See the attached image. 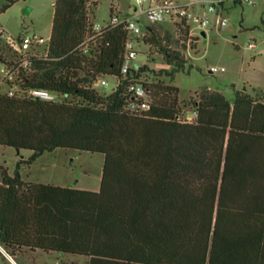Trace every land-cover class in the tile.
<instances>
[{"label": "trees", "instance_id": "1", "mask_svg": "<svg viewBox=\"0 0 264 264\" xmlns=\"http://www.w3.org/2000/svg\"><path fill=\"white\" fill-rule=\"evenodd\" d=\"M90 1L56 0L50 61L30 82L73 104L0 94V146L32 153L18 168L59 148L101 153L100 189L27 182L0 166V245L13 258L39 250L88 264H264V94L237 91L231 104L204 89L196 121H179L184 104L165 78L187 60L169 48L171 35L148 27L143 42L172 69L131 70L153 102L143 115L125 111V85L107 93L91 83L119 75L127 32L107 35L96 61L76 50L97 7ZM175 26L187 40L190 27Z\"/></svg>", "mask_w": 264, "mask_h": 264}, {"label": "rangeland", "instance_id": "2", "mask_svg": "<svg viewBox=\"0 0 264 264\" xmlns=\"http://www.w3.org/2000/svg\"><path fill=\"white\" fill-rule=\"evenodd\" d=\"M177 1L191 5L194 12L202 14L204 7L218 0ZM94 2H97V7L90 8L91 23L105 25L109 22L113 5L122 16L133 17L143 33L148 34V27H152L162 37L166 34L172 36V42L167 43L169 48L181 52L187 63L184 71L165 79L179 89L180 101L184 104L182 116L193 114V103L204 89L221 93L231 104L237 91L250 95L264 94V0H241L240 3L224 0L223 6L209 14L208 28L204 31L194 29L192 34L190 31L187 40L170 18L153 23L140 12V8L136 13L135 0H91L90 4ZM55 3L56 0H0V32H7L14 41L21 34L38 35L45 40L39 50L46 51L51 40ZM27 8L31 11L25 14ZM219 16L228 20L226 26L217 24ZM194 38L197 40L193 41ZM8 43L0 36V56L9 54ZM251 44H255V48H251ZM136 49L139 53L133 62L135 66L147 65L155 72L171 71V66L155 48L140 40ZM212 69L217 71L212 72ZM106 91L109 93L110 89ZM31 155L30 151L18 152L14 148L0 146V166H4L12 176L19 172L27 182L99 191L105 159L103 154L59 148L44 153L31 165L23 164L18 168L19 161L28 160ZM14 260L16 264H88V258L84 256L39 250L19 254ZM0 264L15 263L0 256Z\"/></svg>", "mask_w": 264, "mask_h": 264}, {"label": "built area", "instance_id": "3", "mask_svg": "<svg viewBox=\"0 0 264 264\" xmlns=\"http://www.w3.org/2000/svg\"><path fill=\"white\" fill-rule=\"evenodd\" d=\"M244 1L250 2V0ZM135 3L136 13H139L140 8V12L147 15L153 23L162 22L168 17L174 23L188 25L192 34L194 29L204 31L208 28L209 14L216 12L218 6H223L224 0L212 2L208 7H204L202 14L194 12L191 5L179 3L177 0H135ZM217 24L224 27L228 24V20L219 16ZM118 28H123L127 32L120 73L116 76L97 77L92 81L91 88L110 89V92H114L125 85V111L143 115L152 108V92L143 79H133L131 70L138 71L141 67L133 64L139 53L136 44L140 40L143 41L148 34L142 32L133 17L122 16L114 8L110 21L105 25L91 23L89 31L76 50L86 56L87 61L98 60L104 49L110 46L107 35ZM0 36L10 44L9 54L0 56V94L21 100L73 104V100L68 95L58 96L46 89L30 87L31 78L40 71L39 63L50 61V44L43 52L39 48L45 40L38 35L31 37L21 34L17 41L11 40L5 31H1ZM250 47L255 48V44H251ZM83 66L86 67V63H83ZM213 71L216 72L217 69H212ZM196 118L197 112L193 111L191 116L181 115L178 119L183 123H193Z\"/></svg>", "mask_w": 264, "mask_h": 264}, {"label": "crops", "instance_id": "4", "mask_svg": "<svg viewBox=\"0 0 264 264\" xmlns=\"http://www.w3.org/2000/svg\"><path fill=\"white\" fill-rule=\"evenodd\" d=\"M240 2L241 1H239V2L237 1V3H240ZM73 188H75V187H73ZM0 256L3 257L4 259H10L11 261H13L16 264L14 258L11 255H9L7 253V251L1 245H0Z\"/></svg>", "mask_w": 264, "mask_h": 264}, {"label": "water", "instance_id": "5", "mask_svg": "<svg viewBox=\"0 0 264 264\" xmlns=\"http://www.w3.org/2000/svg\"><path fill=\"white\" fill-rule=\"evenodd\" d=\"M30 11H31V8H27V9H25L24 13L28 14V13H30ZM203 34L205 35V33H203Z\"/></svg>", "mask_w": 264, "mask_h": 264}]
</instances>
